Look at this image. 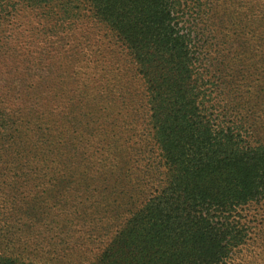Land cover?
<instances>
[{"label":"trees","instance_id":"obj_1","mask_svg":"<svg viewBox=\"0 0 264 264\" xmlns=\"http://www.w3.org/2000/svg\"><path fill=\"white\" fill-rule=\"evenodd\" d=\"M90 1L134 62L145 90L142 120L159 156L149 150L152 183L129 195L113 234L105 233L92 255L81 252L80 263L234 264L255 220L252 206L264 201V5L240 0L235 8L257 38L249 55L261 61L252 68L255 84H244L253 89H241L244 77L227 85L222 76L234 59L221 54L219 61L218 54L220 68L208 56L207 46L219 45L208 21L222 19L219 10L210 15L208 0ZM73 59V88L105 109L112 105L124 125L137 121L128 80L112 56L97 49Z\"/></svg>","mask_w":264,"mask_h":264},{"label":"rangeland","instance_id":"obj_2","mask_svg":"<svg viewBox=\"0 0 264 264\" xmlns=\"http://www.w3.org/2000/svg\"><path fill=\"white\" fill-rule=\"evenodd\" d=\"M208 2L210 15L222 13L208 21L219 42L216 51L207 46L208 56L220 68L214 57L233 58L234 67L222 70L225 84L244 77L237 85L253 89L244 84H255L252 68L261 61L250 57L257 38L235 11L244 2ZM97 49L121 65L136 122L124 125L112 105L105 109L73 88L70 59ZM134 68L90 0H0V256L10 260L4 264H81V252L92 255L109 238L104 234H113L129 195L152 183L149 150L157 157L159 149L142 120L145 90ZM252 212L249 238L234 264H264V201Z\"/></svg>","mask_w":264,"mask_h":264}]
</instances>
